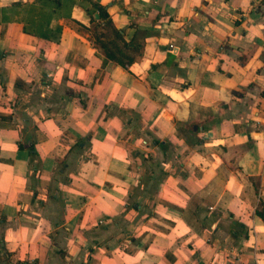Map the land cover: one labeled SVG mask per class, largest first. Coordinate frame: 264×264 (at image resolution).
Segmentation results:
<instances>
[{"label":"crops","instance_id":"crops-1","mask_svg":"<svg viewBox=\"0 0 264 264\" xmlns=\"http://www.w3.org/2000/svg\"><path fill=\"white\" fill-rule=\"evenodd\" d=\"M33 2L0 0V264H264V0H74L48 38Z\"/></svg>","mask_w":264,"mask_h":264},{"label":"trees","instance_id":"trees-1","mask_svg":"<svg viewBox=\"0 0 264 264\" xmlns=\"http://www.w3.org/2000/svg\"><path fill=\"white\" fill-rule=\"evenodd\" d=\"M35 2L28 4L22 9L24 26L23 30L26 33H30L42 38H48L51 31L57 29V27L50 26V19L59 16H65L68 14L71 5L74 0H34ZM21 3L15 6H20ZM99 11V18H101L100 7H97ZM93 21V19H92ZM115 37L118 35V31L113 30ZM95 41L98 42L101 48H105V54H111L107 50V46L102 43V32L94 30ZM119 36V35H118ZM121 64L122 62L118 60ZM256 215H258L264 221V207H258L256 209Z\"/></svg>","mask_w":264,"mask_h":264},{"label":"rangeland","instance_id":"rangeland-1","mask_svg":"<svg viewBox=\"0 0 264 264\" xmlns=\"http://www.w3.org/2000/svg\"><path fill=\"white\" fill-rule=\"evenodd\" d=\"M105 38H106V36H105Z\"/></svg>","mask_w":264,"mask_h":264}]
</instances>
